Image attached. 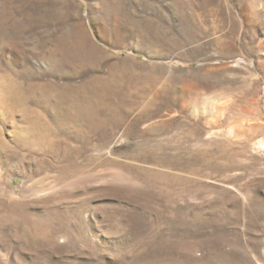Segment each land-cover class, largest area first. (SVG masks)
Here are the masks:
<instances>
[{"label":"rangeland","instance_id":"1","mask_svg":"<svg viewBox=\"0 0 264 264\" xmlns=\"http://www.w3.org/2000/svg\"><path fill=\"white\" fill-rule=\"evenodd\" d=\"M0 264H264V0H0Z\"/></svg>","mask_w":264,"mask_h":264},{"label":"bare ground","instance_id":"2","mask_svg":"<svg viewBox=\"0 0 264 264\" xmlns=\"http://www.w3.org/2000/svg\"><path fill=\"white\" fill-rule=\"evenodd\" d=\"M79 43H80V42H79V41H77V43H76V44H77V45H79ZM73 45H75V43H74ZM80 45H81V43H80ZM82 45H83V44H82Z\"/></svg>","mask_w":264,"mask_h":264}]
</instances>
